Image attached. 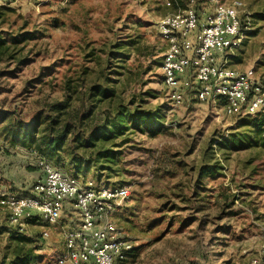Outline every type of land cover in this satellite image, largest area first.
Here are the masks:
<instances>
[{"label": "rangeland", "instance_id": "rangeland-1", "mask_svg": "<svg viewBox=\"0 0 264 264\" xmlns=\"http://www.w3.org/2000/svg\"><path fill=\"white\" fill-rule=\"evenodd\" d=\"M229 1L0 0V197L27 194L46 161L81 181L128 187L113 216L132 248L115 264H264V124L255 121L264 117L228 116L189 94L173 106L162 82L158 19ZM240 1L243 38L228 64L264 74V0ZM80 119L107 121L114 152L71 148L77 130L56 149L41 141L50 121L54 137ZM69 220L77 223L70 209L17 232L0 203V264L32 244L35 258L19 264H57Z\"/></svg>", "mask_w": 264, "mask_h": 264}, {"label": "built area", "instance_id": "built-area-1", "mask_svg": "<svg viewBox=\"0 0 264 264\" xmlns=\"http://www.w3.org/2000/svg\"><path fill=\"white\" fill-rule=\"evenodd\" d=\"M242 6L240 0L219 2L203 16L187 6L158 19L157 29L165 43L162 82L173 106H180L189 94L200 102L220 103L228 116L264 117V74L228 64L229 55L242 43ZM39 166L41 175L27 194L1 195L9 225L18 231L33 219L54 225L70 206L77 214V223L69 220L63 226L65 249L57 264H115L124 260L132 244L113 215L128 197V187L81 181L46 161H40ZM46 236L48 231L44 230L42 237ZM253 262L258 263V259Z\"/></svg>", "mask_w": 264, "mask_h": 264}, {"label": "trees", "instance_id": "trees-1", "mask_svg": "<svg viewBox=\"0 0 264 264\" xmlns=\"http://www.w3.org/2000/svg\"><path fill=\"white\" fill-rule=\"evenodd\" d=\"M175 2V1H174ZM67 104L65 102H57L56 108H64ZM134 117V115H132ZM256 125L260 127L263 125L264 121H258L255 120ZM18 123V124H17ZM22 123L20 121L14 123V126L16 127L15 130H21V136L23 139H26L27 137L31 138L32 135L30 132L23 128ZM53 122L50 121L49 126L44 129L45 133H42L41 135V141L46 144V146L51 147L52 149H56L57 147L62 146V144L65 142L67 138V134L72 132V130H77L75 132V135L72 138V143L74 141H78V144L70 145L71 148H75L76 146L82 145V146H96L97 148V156H109L114 151L109 146H105V142L110 139L114 131L112 128L109 127L107 121H105L102 125L91 127V125L84 126L82 119L79 120L78 124L73 122L71 123L68 120H65L62 122L60 127H58V134L53 137V133L50 131L52 127ZM118 128V127H117ZM24 130V131H23ZM262 143H264V138L262 137ZM97 142V143H96ZM71 143V142H70ZM90 160V158H89ZM12 228V227H11ZM13 229V228H12ZM17 231L16 229H14ZM19 232V231H17ZM21 233V232H20ZM37 245L32 244L31 247L25 248L23 245H15L11 249V257L9 261L6 264H19L26 262L28 260H31L35 258L34 251L37 249Z\"/></svg>", "mask_w": 264, "mask_h": 264}, {"label": "crops", "instance_id": "crops-1", "mask_svg": "<svg viewBox=\"0 0 264 264\" xmlns=\"http://www.w3.org/2000/svg\"><path fill=\"white\" fill-rule=\"evenodd\" d=\"M71 207L69 206L68 208H67V211H69V209H70ZM71 210V209H70Z\"/></svg>", "mask_w": 264, "mask_h": 264}]
</instances>
